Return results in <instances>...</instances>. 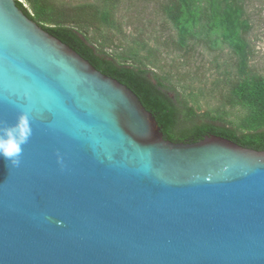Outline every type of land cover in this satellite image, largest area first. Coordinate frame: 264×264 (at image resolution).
<instances>
[{
  "label": "water",
  "instance_id": "obj_1",
  "mask_svg": "<svg viewBox=\"0 0 264 264\" xmlns=\"http://www.w3.org/2000/svg\"><path fill=\"white\" fill-rule=\"evenodd\" d=\"M0 0V264H264V151L164 139L125 85Z\"/></svg>",
  "mask_w": 264,
  "mask_h": 264
},
{
  "label": "trees",
  "instance_id": "obj_2",
  "mask_svg": "<svg viewBox=\"0 0 264 264\" xmlns=\"http://www.w3.org/2000/svg\"><path fill=\"white\" fill-rule=\"evenodd\" d=\"M26 1L31 13L21 2L17 1L16 5L29 19L69 46L96 70L130 89L143 107L154 116L164 139L174 143H193L204 136L216 135L242 147L264 151V77L247 69V75L243 79L225 82L226 91L221 93L222 105L239 107L246 112L237 126H227L230 122L221 116H212L208 122L178 130L180 117L186 121L199 115L191 108L179 111L175 107L173 101L162 91L161 81L165 78H156V84L149 80L138 50L119 52L117 61H112L107 59L109 55L104 45L95 42L93 48L80 35L89 28L117 29L120 23L116 16L125 0H97L95 4L75 6L60 5L54 0ZM147 1L153 3L156 11L174 32L168 37L172 44L171 51L185 56L198 45H205L213 51L225 45L239 56L241 65L238 73L244 74L248 49L245 36L249 30L246 19H243V3L246 0ZM216 121L219 123H215Z\"/></svg>",
  "mask_w": 264,
  "mask_h": 264
},
{
  "label": "rangeland",
  "instance_id": "obj_3",
  "mask_svg": "<svg viewBox=\"0 0 264 264\" xmlns=\"http://www.w3.org/2000/svg\"><path fill=\"white\" fill-rule=\"evenodd\" d=\"M54 1L71 6L97 3V0ZM19 2L31 13L26 0ZM243 6V19H246L249 26L245 36L248 49L244 74L238 73L241 65L239 56L225 45L214 51L205 45H198L185 56L171 51L172 44L168 37L174 32L156 11L153 3L147 0H125L116 16L120 23L117 29L89 28L80 35L93 48L95 42L104 45L109 55L107 59L112 61H117L119 52L138 50L149 80L156 84V78H165L161 81L162 91L173 101L175 107L179 111L191 108L199 115L186 121L180 117L178 130L208 122L212 116H221L230 122L227 126H237L246 112L239 107L222 105L221 93L226 91L225 82L243 79L247 75V69L264 77V0H246Z\"/></svg>",
  "mask_w": 264,
  "mask_h": 264
},
{
  "label": "clouds",
  "instance_id": "obj_4",
  "mask_svg": "<svg viewBox=\"0 0 264 264\" xmlns=\"http://www.w3.org/2000/svg\"><path fill=\"white\" fill-rule=\"evenodd\" d=\"M33 134L29 115L21 111L14 123L0 125V158L7 162L9 169L16 168L21 163L23 146Z\"/></svg>",
  "mask_w": 264,
  "mask_h": 264
},
{
  "label": "built area",
  "instance_id": "obj_5",
  "mask_svg": "<svg viewBox=\"0 0 264 264\" xmlns=\"http://www.w3.org/2000/svg\"><path fill=\"white\" fill-rule=\"evenodd\" d=\"M17 1H19V0H17Z\"/></svg>",
  "mask_w": 264,
  "mask_h": 264
}]
</instances>
